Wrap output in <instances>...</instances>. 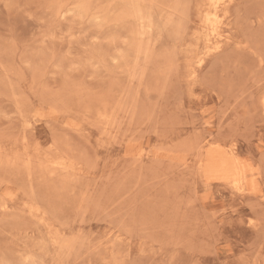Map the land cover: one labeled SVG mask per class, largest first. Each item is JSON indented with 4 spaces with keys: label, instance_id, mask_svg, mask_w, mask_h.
<instances>
[{
    "label": "rangeland",
    "instance_id": "374dc122",
    "mask_svg": "<svg viewBox=\"0 0 264 264\" xmlns=\"http://www.w3.org/2000/svg\"><path fill=\"white\" fill-rule=\"evenodd\" d=\"M263 104L264 0H0V264H264Z\"/></svg>",
    "mask_w": 264,
    "mask_h": 264
},
{
    "label": "bare ground",
    "instance_id": "6f19581e",
    "mask_svg": "<svg viewBox=\"0 0 264 264\" xmlns=\"http://www.w3.org/2000/svg\"><path fill=\"white\" fill-rule=\"evenodd\" d=\"M66 13H68V12H66ZM103 13H105V12L103 11ZM214 34H216V33H214ZM200 62H201V61H200ZM200 62H199V63H200ZM262 103H263V101H262ZM263 105H264V104H263ZM228 150H229V149H228ZM229 152H230V151H229ZM226 156H227V155H226ZM239 173H240V171H239Z\"/></svg>",
    "mask_w": 264,
    "mask_h": 264
}]
</instances>
